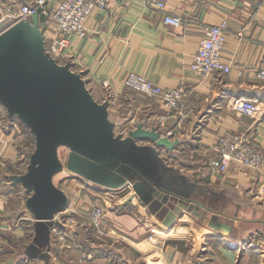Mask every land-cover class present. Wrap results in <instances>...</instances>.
<instances>
[{
  "label": "crops",
  "instance_id": "obj_1",
  "mask_svg": "<svg viewBox=\"0 0 264 264\" xmlns=\"http://www.w3.org/2000/svg\"><path fill=\"white\" fill-rule=\"evenodd\" d=\"M11 1L0 0V13ZM56 3L47 0L48 9ZM165 14L180 16L181 23L165 22ZM45 19L38 14L42 40L53 32ZM221 20H227L221 56L230 71L204 77L190 63L204 26ZM85 26L84 37L69 36L70 60L52 57L42 80L20 89L7 85L17 105L0 98V264H264V166L220 174L208 163L216 137L225 132H250L264 154V78L257 76L264 0H166L165 9L147 0H109ZM128 70L183 88V114L126 87ZM231 95L256 99L257 112L230 109ZM140 121L179 143L170 152L132 138L128 132ZM72 151L89 159L81 171L68 167ZM184 152L196 155V163H185ZM110 159L130 164L112 170L123 182L118 187L101 181L106 171L96 175L97 165L110 166ZM130 176L169 208L166 216L129 194L106 201V232L89 228L85 205L123 195L120 187ZM76 197V208L69 207ZM191 214L199 239L184 228L182 219Z\"/></svg>",
  "mask_w": 264,
  "mask_h": 264
},
{
  "label": "built area",
  "instance_id": "obj_2",
  "mask_svg": "<svg viewBox=\"0 0 264 264\" xmlns=\"http://www.w3.org/2000/svg\"><path fill=\"white\" fill-rule=\"evenodd\" d=\"M158 9H165L166 0H147ZM109 0H57L51 8L47 7V0H18V6L13 11L9 8L15 22H33L35 14L44 13L45 22L51 23L53 32L44 33L45 51L53 58L65 61L70 60L68 47L70 44L69 36L78 35L84 37L87 34L85 20L95 8H104ZM164 21L172 25L181 23L178 15L165 14ZM227 20L218 23L206 24L203 28V36L199 40L196 52L190 63V68L199 75L207 77L214 73H227L230 64L222 60L221 52L226 42ZM237 37L241 39V30L237 31ZM257 76L264 78V57L257 68ZM123 84L137 92L157 97L163 105L183 114L186 108V92L181 87H163L154 83L143 74L133 70H128L123 76ZM227 106L245 115L253 116L257 110V100L243 95H231L227 98ZM213 155L208 163L211 170L224 174L233 165H244L249 168L258 169L263 165L262 154L257 150L254 143V136L247 132H225L219 134L212 146ZM88 223L92 228L106 231L103 227L107 226L106 216L100 206H92L88 211ZM103 226V227H102ZM53 231L60 239H66L67 235L63 231L53 228ZM70 238V237H69ZM72 243L77 246L73 237Z\"/></svg>",
  "mask_w": 264,
  "mask_h": 264
},
{
  "label": "water",
  "instance_id": "obj_3",
  "mask_svg": "<svg viewBox=\"0 0 264 264\" xmlns=\"http://www.w3.org/2000/svg\"><path fill=\"white\" fill-rule=\"evenodd\" d=\"M37 16V14L34 15L32 23L29 21L15 22L14 25L0 34V98L8 104H12V106L17 105L18 102H12L10 96L12 91L7 90V85L20 89L32 81L38 82L42 80L45 73H48L49 66L54 65V59L44 51L42 36L36 29L38 25ZM16 110L23 113L22 109ZM128 133L132 138L148 139L169 150L179 143L178 138H171V134L166 135L155 126L146 127L141 121L134 128H131ZM87 161L89 159L72 151L68 158V167L81 171ZM108 163L110 166L106 163L103 166L97 165L96 175L99 176L100 170H104L108 173V177L107 180L101 181L110 187L122 185L123 182H119V174L112 172V170L117 167L130 168V164L115 160L111 162V159ZM129 178L135 192L148 203L149 209L158 216L165 217L169 212V208L162 204L160 200L152 197L143 181H134L132 176Z\"/></svg>",
  "mask_w": 264,
  "mask_h": 264
},
{
  "label": "rangeland",
  "instance_id": "obj_4",
  "mask_svg": "<svg viewBox=\"0 0 264 264\" xmlns=\"http://www.w3.org/2000/svg\"><path fill=\"white\" fill-rule=\"evenodd\" d=\"M15 1V0H14ZM10 2L9 4H8V6H6V7H8L9 9H11V10H15L16 8H17V1L16 2ZM6 7L5 8H3V7H1V10H2V12H1V14H0V29H3L7 24H9L13 19H14V17L12 16V14L11 13H9V12H7L6 11ZM15 20V19H14ZM69 52V51H68ZM70 53V55L71 56H73V54L71 53V52H69ZM70 59H71V57H70ZM57 60V59H56ZM68 61V60H67ZM61 63H62V61H61ZM230 71V70H229ZM228 71V72H229ZM227 72V73H228ZM219 73V72H218ZM215 74V73H214ZM247 133H249L250 134V132H247ZM254 136V135H253ZM255 143V142H254ZM255 145H256V143H255ZM256 148H257V150L262 154V156H263V159H264V154H263V152L258 148V146L256 145ZM62 150V149H61ZM182 156H181V158H183V159H185V161H187V162H185V163H192V164H194V163H196V161L195 160H193V157L194 156H196V155H192V153H188V152H184V154H181ZM190 156H192V158H190ZM181 163H179V165H180ZM263 166H264V162H263V165L260 167V168H258V169H255V168H249V167H247V166H244V165H233V166H231V167H229V170H230V168H235V169H238L239 171H244V172H248L249 170L250 171H253V172H260L261 170H262V168H263ZM184 167H186L185 165H184ZM196 167H199V166H196ZM198 169H200V170H203L204 169V167H199ZM228 170V171H229ZM227 171V172H228ZM226 172V173H227ZM225 173V174H226ZM199 174H200V171H199ZM126 185H128V187H126ZM126 185L125 186H122V188L120 187V190H122L123 191V195L121 196L120 194H108V195H104V199L103 200H99V201H95L94 203H88L87 205H85V207H86V215H88V211L92 208V206H94V205H96V206H100L102 209H103V211H104V215L106 216V212H105V203H106V201H112V199L114 200V201H117V200H121V198L122 197H126L127 195H131V196H135L136 195V192L134 191V188H133V185H132V183H129V182H126ZM114 196V197H113ZM78 198L80 199V195L78 196ZM77 197L75 198V201H74V203L73 204H71V205H69V207L71 206V207H73V208H76V206H77V204H78V202H79V199H78ZM94 201V200H93ZM83 206V205H82ZM183 214H184V212H183ZM182 214V215H183ZM181 215V216H182ZM190 216V215H189ZM183 220V222H184V228H186V229H188L189 227L190 228H192L194 231H196L197 229H198V220H197V218H196V216L194 215V214H191V216L190 217H186V220L183 218L182 219ZM182 220H178V223L179 222H181ZM83 221H84V219H83ZM86 222H87V224H88V226H89V228H91L92 229V226L88 223V218H87V220H86ZM182 222V223H183ZM187 222H189V224H186V225H188V227H185V223H187ZM66 223L68 224V225H71V224H73V223H75V222H72V221H69V220H67L66 221ZM103 227V226H102ZM179 227V226H178ZM104 228V227H103ZM105 229V228H104ZM177 230V229H176ZM103 232H106V231H103ZM194 236L196 237V239H199V232H195V234H194Z\"/></svg>",
  "mask_w": 264,
  "mask_h": 264
},
{
  "label": "trees",
  "instance_id": "obj_5",
  "mask_svg": "<svg viewBox=\"0 0 264 264\" xmlns=\"http://www.w3.org/2000/svg\"><path fill=\"white\" fill-rule=\"evenodd\" d=\"M173 150L171 149V151L170 152H172Z\"/></svg>",
  "mask_w": 264,
  "mask_h": 264
}]
</instances>
